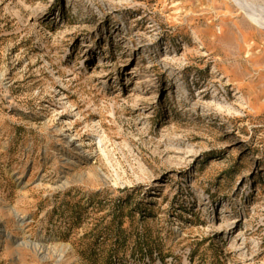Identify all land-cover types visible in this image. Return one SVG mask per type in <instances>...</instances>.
<instances>
[{
  "label": "rangeland",
  "instance_id": "rangeland-1",
  "mask_svg": "<svg viewBox=\"0 0 264 264\" xmlns=\"http://www.w3.org/2000/svg\"><path fill=\"white\" fill-rule=\"evenodd\" d=\"M0 264H264V0H0Z\"/></svg>",
  "mask_w": 264,
  "mask_h": 264
}]
</instances>
